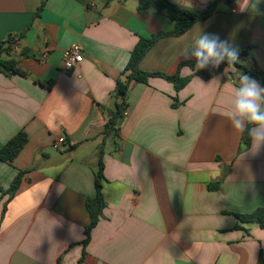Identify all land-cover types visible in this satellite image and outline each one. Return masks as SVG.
I'll return each instance as SVG.
<instances>
[{
	"label": "crops",
	"instance_id": "1",
	"mask_svg": "<svg viewBox=\"0 0 264 264\" xmlns=\"http://www.w3.org/2000/svg\"><path fill=\"white\" fill-rule=\"evenodd\" d=\"M42 1L0 0V43L15 39L11 51L28 73L0 72V148L28 135L12 164L0 160V264H257L264 229L236 214L264 207V145L240 150L226 115L242 72L228 66L207 79L180 65L196 63L198 28L249 48L238 57L264 75V0L244 12L237 0H170L209 16L159 38L140 68L190 80L180 91L161 76L133 82L118 137L102 131L133 49L175 24L139 11L138 0H45L35 17ZM75 43L84 59L65 71L64 50ZM102 149L106 207L85 246ZM21 170L30 172L8 201Z\"/></svg>",
	"mask_w": 264,
	"mask_h": 264
},
{
	"label": "trees",
	"instance_id": "2",
	"mask_svg": "<svg viewBox=\"0 0 264 264\" xmlns=\"http://www.w3.org/2000/svg\"><path fill=\"white\" fill-rule=\"evenodd\" d=\"M229 2L233 0H228ZM138 10L141 12H146L150 9L155 10L158 14L168 18L175 24V28L170 32H160L158 34L152 35L148 38H141L135 48L132 51L130 60L126 65L125 69L122 71L120 78L117 81V89L115 97L117 99L115 109L109 113V119L103 128L102 134L105 136L118 137L120 134V121L125 117L126 110L128 107V90L133 82L147 83V80L151 76H161L174 83L177 91L184 88L190 77H181L179 72L175 75L168 74H150L144 72L140 68V63L144 56L150 50V48L155 44V42L164 36H180L185 34L193 24L198 21L204 20L209 16L210 10L194 11L190 9L183 8L170 0H138ZM45 0L42 1L40 7L35 13V17H38L44 8ZM23 34L19 35L21 37ZM15 39L10 38L4 43H0V72L11 74L17 73L22 76H27L28 73L17 66V57L10 51L12 44ZM240 55H249L250 49H237ZM21 56L31 57L33 56L26 48L22 49ZM249 57H238V62L234 65L242 74H247L254 77L264 88V75L259 74L257 71L251 70L248 64ZM189 65L196 71V74L204 77L211 78L215 75L222 73L226 67L231 66L227 64V61L222 62L218 67L214 66L212 68L204 67L203 69H197L196 63L193 61H185L180 66ZM28 142V135L25 131H20L16 134L10 141L0 148V160L12 164L16 158L19 156L21 151L24 149ZM251 145V141L248 137L247 128L241 138V147L248 148ZM76 146H69V149H74ZM103 154L102 149L97 170L95 171V189L96 195L94 197L88 198L86 202L87 210L91 217L90 226L86 229V239L83 244L86 246L90 239V234L92 229L99 223L103 210L106 207V201L103 194V181H104V164H103ZM30 172V170H21L12 182L10 188L6 191L9 194L10 201L17 190L19 189L25 174ZM218 184H216V188ZM0 190H2L0 188ZM7 206L5 205L3 209V214H5ZM237 218L241 222H251L256 223L264 229V207H259L255 211L249 214H236ZM83 259L80 260L79 264H82ZM257 264H264V255H261Z\"/></svg>",
	"mask_w": 264,
	"mask_h": 264
},
{
	"label": "clouds",
	"instance_id": "3",
	"mask_svg": "<svg viewBox=\"0 0 264 264\" xmlns=\"http://www.w3.org/2000/svg\"><path fill=\"white\" fill-rule=\"evenodd\" d=\"M241 12L256 10L257 0H237ZM193 41L192 56L196 59V68L203 69L209 62L219 66L227 61L234 66L238 62V51L227 41L221 42L216 35L200 32ZM186 59L188 57H185ZM233 129L243 135L247 128L248 137L255 150L264 145V88L248 75L241 74L239 84L232 94V107L226 113Z\"/></svg>",
	"mask_w": 264,
	"mask_h": 264
},
{
	"label": "built area",
	"instance_id": "4",
	"mask_svg": "<svg viewBox=\"0 0 264 264\" xmlns=\"http://www.w3.org/2000/svg\"><path fill=\"white\" fill-rule=\"evenodd\" d=\"M63 59H64L65 71L73 70L76 66H78L84 59V55L80 44L75 43L70 47H68L67 49H65L63 54ZM63 143H64V138L61 137L53 143V146L55 148H58Z\"/></svg>",
	"mask_w": 264,
	"mask_h": 264
},
{
	"label": "rangeland",
	"instance_id": "5",
	"mask_svg": "<svg viewBox=\"0 0 264 264\" xmlns=\"http://www.w3.org/2000/svg\"><path fill=\"white\" fill-rule=\"evenodd\" d=\"M11 51V50H10ZM12 52V51H11ZM14 54V53H13ZM244 63H246V64H248L249 65V67L251 66V64L249 63V62H244Z\"/></svg>",
	"mask_w": 264,
	"mask_h": 264
},
{
	"label": "water",
	"instance_id": "6",
	"mask_svg": "<svg viewBox=\"0 0 264 264\" xmlns=\"http://www.w3.org/2000/svg\"><path fill=\"white\" fill-rule=\"evenodd\" d=\"M123 120L120 122V124H122Z\"/></svg>",
	"mask_w": 264,
	"mask_h": 264
}]
</instances>
